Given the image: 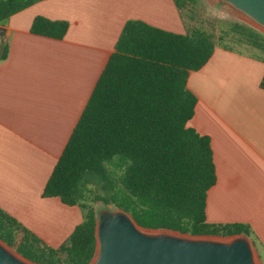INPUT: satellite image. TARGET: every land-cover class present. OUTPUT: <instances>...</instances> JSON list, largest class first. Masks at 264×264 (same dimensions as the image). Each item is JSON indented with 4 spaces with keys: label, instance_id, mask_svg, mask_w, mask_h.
<instances>
[{
    "label": "crops",
    "instance_id": "0c3cea01",
    "mask_svg": "<svg viewBox=\"0 0 264 264\" xmlns=\"http://www.w3.org/2000/svg\"><path fill=\"white\" fill-rule=\"evenodd\" d=\"M178 0H39L0 23V207L51 247L83 221L78 205L45 197V185L128 20L169 32L195 27ZM43 16L69 24L63 39L33 34ZM191 19L193 17L191 16ZM245 54L215 47L191 71L188 125L211 138L217 181L210 223L250 226L264 264V46Z\"/></svg>",
    "mask_w": 264,
    "mask_h": 264
},
{
    "label": "trees",
    "instance_id": "16d2710c",
    "mask_svg": "<svg viewBox=\"0 0 264 264\" xmlns=\"http://www.w3.org/2000/svg\"><path fill=\"white\" fill-rule=\"evenodd\" d=\"M37 1L0 0V23ZM68 27L37 16L30 31L63 39ZM232 27L240 41L264 46V33L248 23ZM216 45L203 26L180 34L128 20L43 191L78 205L83 221L51 247L0 207V239L37 264H90L97 249L95 201L148 229L251 238L247 224L207 221L208 191L217 181L212 143L188 125L197 103L189 74L208 62ZM7 54L6 46L0 59ZM95 182L103 194H94Z\"/></svg>",
    "mask_w": 264,
    "mask_h": 264
},
{
    "label": "water",
    "instance_id": "95a60500",
    "mask_svg": "<svg viewBox=\"0 0 264 264\" xmlns=\"http://www.w3.org/2000/svg\"><path fill=\"white\" fill-rule=\"evenodd\" d=\"M264 33V0H217ZM97 249L90 264H258L252 240L244 234L225 238L148 229L121 210L98 211ZM0 264H37L0 239Z\"/></svg>",
    "mask_w": 264,
    "mask_h": 264
},
{
    "label": "rangeland",
    "instance_id": "374dc122",
    "mask_svg": "<svg viewBox=\"0 0 264 264\" xmlns=\"http://www.w3.org/2000/svg\"><path fill=\"white\" fill-rule=\"evenodd\" d=\"M180 4L186 6L184 13L188 21L193 22L195 26H203L216 35L217 46L228 45L236 51L245 54H258V48L254 47L252 42L246 40L245 37L240 41V33L233 30L232 24L235 22L243 21L238 12L233 9L221 5L217 0H178ZM191 16L193 19H191ZM221 37V38H220ZM94 194H103L102 185L95 182L92 185ZM93 194V195H94ZM93 206L98 211L101 209L111 207L116 209L113 205H105L102 201H95ZM221 237V236H215ZM225 238V237H222ZM13 251L14 248L10 247ZM256 256L258 255L255 251ZM258 264H263L260 258H257Z\"/></svg>",
    "mask_w": 264,
    "mask_h": 264
}]
</instances>
